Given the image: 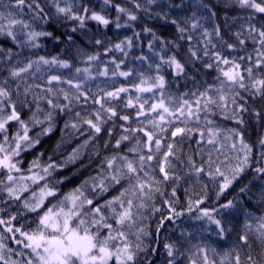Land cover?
Masks as SVG:
<instances>
[{"label": "snow or ice", "instance_id": "obj_1", "mask_svg": "<svg viewBox=\"0 0 264 264\" xmlns=\"http://www.w3.org/2000/svg\"><path fill=\"white\" fill-rule=\"evenodd\" d=\"M103 3L109 5L111 0ZM131 3L136 9H142L138 0ZM146 3L182 7L158 4V0H146ZM235 3L250 10L248 21L264 17V0H235ZM115 7L118 14L127 16L126 24L120 23L119 15L112 21L83 0H15L14 5L12 0L7 3L0 0V8L6 10L0 11V37L11 40L21 50L0 46V71H7L6 77H0V196L3 197L0 199L3 205L0 207V264H137L140 254L152 247L145 241L154 235L147 223L154 215L160 217L157 230L186 215L197 222L193 225L194 232L184 230L175 241L163 245L168 264H184L185 260L187 264H218L219 253L205 242L210 237L204 233H214L216 243L226 242L234 231L229 227L228 217L240 212L244 215L243 227L236 229V244L220 257L219 264H258L250 254L242 257L237 249L248 248L250 242L264 247V215L245 211L240 207L239 196L225 199L223 203L219 201L249 171L256 178L264 177V136L255 145L246 139V117L264 121V108L250 110L248 105L249 100L256 98L264 101V19L247 23L241 31L233 33L236 42L229 43L219 25L214 24L210 30L200 23V19H210L215 12L210 5L199 3L200 10L208 11L207 17L197 18L193 12L191 17L181 18L190 24L192 31L202 29L203 48L198 50L190 43L187 60L180 57L179 43L166 41L152 29L144 28V32L152 33L148 50L160 61L148 65L155 69V75L137 72L138 83L129 81L130 86L121 85L112 90L97 85L92 92L89 82L96 77H108V64L113 65L112 77L127 79L134 75L133 70H123L125 61L112 58L94 76L92 65L99 64L101 55L113 50L126 57L127 50L134 46L132 37L111 46L95 40L96 45L104 46V53H84L85 67H74L72 61L58 55L23 57V49L43 47L42 37L74 43L70 33L84 29L87 21L105 27L113 22L116 28L131 27L137 15L119 5ZM12 8L14 11L9 10ZM156 15L169 19L167 13ZM53 22H72L76 26L71 27L70 33L57 36L43 30ZM170 23L176 26L181 40H193L191 34L185 36L189 28L182 26L180 19H171ZM37 24L42 30L35 29ZM133 35L138 38L140 33ZM248 41L253 45L251 52L247 49ZM157 43L159 52L155 49ZM169 46L176 50L171 55H167ZM198 51H202V56ZM239 51L244 54H234ZM136 59L143 62L149 57L140 55ZM195 61L215 72L213 82L205 83L203 90L197 87L172 94L168 80L161 73L167 68L173 70L174 77H183L187 74V65ZM53 69L69 70V75L54 74ZM192 79L195 81V77ZM121 100L123 108L134 109V114H122L113 106ZM89 102L97 107L83 115L81 111H74L75 107ZM41 103L47 107L42 108ZM25 107L35 108L28 119L22 118ZM60 114L70 116L64 122L65 130L80 135L86 131L88 138L60 162L51 156L42 162L44 153L41 152L26 169L22 168V154L36 148L41 137L54 131ZM218 115L235 122L236 126H220L214 119ZM116 120L128 124L120 125L121 133L112 143L114 128L106 129L105 125ZM13 127L15 131L10 132ZM36 127L40 131L30 135ZM102 132L109 137L101 146L108 154L102 155L100 150L93 149V155L98 158L95 174L67 192L61 191V185L70 177L57 178L59 170L80 160L83 151L94 145ZM126 142L131 146L122 150ZM186 143L187 153L184 152ZM181 166L186 169L185 176L195 178L200 189L191 193L184 189L183 205L177 195L184 181L178 174ZM202 177L209 180L212 193ZM249 184L240 187L239 193L250 191ZM110 192L116 194L104 199ZM213 195L218 207L207 203ZM261 203L264 204V184ZM10 208L15 211L9 212ZM30 215L34 219L28 220ZM21 219L25 223H20ZM193 240L197 243L193 244ZM182 244L187 247L182 249Z\"/></svg>", "mask_w": 264, "mask_h": 264}, {"label": "trees", "instance_id": "obj_2", "mask_svg": "<svg viewBox=\"0 0 264 264\" xmlns=\"http://www.w3.org/2000/svg\"><path fill=\"white\" fill-rule=\"evenodd\" d=\"M84 4L90 6L93 10L97 12H101V14L105 15L112 21H115L117 16L119 15L120 23L126 24L127 16L124 14H118L116 11V5L129 9L134 14L137 15V20L132 22V26L116 28L115 23L109 24L107 27L103 25H98L95 21H87L86 27L84 29H80L75 33H70L71 27H74L72 22H53L49 25H45L43 30L52 31L55 35L61 36L64 33H70L74 37V43L66 44L62 42V40H53L52 38H44L40 39V43L43 45L40 49H23V57L28 58H36V55H43L46 57L59 56L61 59H67L72 61L74 67H85L83 63L84 53L92 54L95 52L104 53V46H111L114 43H118L120 40L125 37H132L134 46L131 50L128 51V55L125 57L123 53L113 50L111 53L102 54L100 57V63L96 65H92V72L95 76L97 71L102 70L104 66V62L109 61L112 58H115L117 61L123 59L125 61L124 65H122L123 70L132 69L134 75L129 78L124 77H112L111 71L113 69V65L108 64L109 68V76L108 77H96L92 81L89 82V87L92 92L96 91L97 85L100 88H107V90H112L115 87H119L121 85L130 86L129 81L132 83H138L139 77L135 75L137 72H143L145 75H155V69L149 68V63H159V59L153 53L148 50V42L152 38L151 32H144V28L152 29L157 36L163 38L166 41H176L181 45V48L178 50L180 53V57L184 60L190 58V54L188 53V45L191 43L195 45V47L199 50L203 48V44L201 42L202 38L200 33L202 29H196L192 31L190 29V24H186L182 17H191L193 12L197 13V18L199 17H207L209 15L207 10H200L198 8L199 3L208 4L211 6L213 12H215V16L210 19H200V23L211 30L214 24L219 25L221 29V34L224 39L229 43H235V37L233 33L236 31H241L244 26H246L249 22H255L256 19H264V17H256L253 21H248L247 17L250 14V10L241 8L239 4L235 3V0H158V4L164 5H182V7H159L158 5H148L146 0H138V2L142 5L143 8H148L149 11H143L142 9H136L131 0H111V4L104 5L103 0H83ZM14 5V3H13ZM14 11V8L9 9ZM0 11H6L5 9L0 8ZM27 11V9H25ZM45 11H48L46 8ZM156 13H167L169 19H161ZM51 15V12H49ZM28 19L27 16L17 17ZM171 19H180L181 25L189 28V32L185 33V36L191 34L193 36L192 41H188L187 39L181 40L179 38V34L176 31V26L170 23ZM259 26V25H257ZM35 29L37 31L42 30L40 25H35ZM140 33V36L137 38L133 34ZM243 38V37H242ZM23 39V37H21ZM103 41L104 46L96 45L94 43L95 40ZM0 46H4L5 48H12L14 51H21L17 46L13 44L11 40H8L4 37H0ZM211 47V46H209ZM252 43L251 41L247 42V49L249 52L252 51ZM155 49L159 52V44L155 45ZM176 51L169 46V51L167 55H171L172 52ZM228 52H232L233 50L228 49ZM198 54L202 56V51H198ZM234 54L243 55V51L236 52ZM145 55L148 56L149 59L147 61H140L136 59L137 56ZM206 61L207 57H203ZM54 74L69 75V70H61L60 72H56L53 69ZM161 74L165 75L166 79L169 82V91L172 94L183 93L189 90H194L199 87L203 90L202 86L205 83H212L213 76L215 72L212 70H206L202 67L200 61H195L194 63L187 65V74L183 77H174V73L172 69H165ZM7 71H0V77H6ZM192 77H195V81H193ZM32 81H29L31 83ZM39 83L40 81H36ZM11 83V82H10ZM14 86V85H13ZM66 87V86H65ZM133 96L136 93L133 91ZM148 96L150 94H144ZM31 100V97H29ZM63 101H61L62 103ZM248 105L250 110L255 108L257 110H261L264 108V101L256 98L255 100H249ZM120 111L122 114H134V109H124L123 108V100L113 105ZM42 108H46L47 106L44 103H41ZM95 105H92L91 102L86 105L77 106L74 108V111H81L82 115L88 111H91ZM35 111V108L29 109V107H25L22 110V118L28 119L32 112ZM70 119V116H66L64 114H60L57 119L56 126L54 131L44 137H41V143L36 146V148L22 154L21 159L23 161L21 167L26 169L31 161L41 152L44 153L42 158V162H46L49 156L56 162H60L64 160L73 149L77 148L80 144L84 142L88 138V133L85 131L84 135H80L78 133H72L70 130L64 129L65 120ZM217 123L224 127H235V122L225 120L219 115L214 117ZM248 126L246 132V139L249 143L256 144L257 140L264 136V121H258L254 117L248 116ZM121 124L127 125L128 122L123 121H109L108 124L105 125V128H114L112 133V143L115 142V138L118 137L121 133ZM135 123L133 122V125ZM40 128L36 127L30 133V135H35V133L39 132ZM11 132V131H10ZM109 137L106 132H102L99 138L95 141L94 145H89L86 148L81 156V159L78 160L75 164H68L67 167L61 168L57 173V178H62L64 176L70 177L68 181H65L64 184L61 185V191L67 192L73 187L77 186L83 179H85L89 175H94L98 158L93 155V149L100 150L102 155L108 154L101 149L103 143L108 140ZM134 142V141H133ZM60 145L57 148V145ZM131 145L127 142L122 146V150H126L127 147ZM194 148L195 145L192 144ZM258 152V147H257ZM189 151V146L186 143L184 145V152L187 153ZM186 169L181 166L179 170V175L184 177V181L181 182L180 187L177 190V195L180 197L181 205L185 202V192L184 189H189L190 193L193 191H199V186L195 180V178H190L185 176ZM204 183L209 184V192L212 193L213 189L209 180L206 177L201 178ZM251 181V184H249ZM245 184H249L250 191H247L243 194L239 193V188L244 186ZM262 184H264V177L256 178L254 174L249 171L244 178L238 182L232 189L226 193L225 197H222L219 203H223L225 199H232L233 197L239 196L241 201L240 207H242L245 211L253 213V215L259 216L264 215V204L261 203V193H262ZM171 191V187L167 188V192ZM166 192V194H167ZM115 192H110L105 194L104 199L110 198L111 195H115ZM27 195V194H26ZM209 206H217L218 203L215 201L214 195L210 197L207 202ZM157 206H159V197H157ZM179 210V207H178ZM28 220L34 219V216H28ZM231 221L229 227L234 228L231 236L228 237L226 242L216 243V236L214 233L205 232V236H209L210 239L205 241L206 243H210L212 247L217 249L219 255L216 257L218 264L221 256L224 255L225 252L229 251L232 247L235 246L237 240L236 229H242L244 222L243 212H240L235 217H228ZM159 215H154L147 222L150 229L153 231L154 235L149 237L145 243L152 245L148 249L147 252H142L138 257L137 264H147V262H151V264H168V257L166 255L165 249L163 245L165 243H169L175 241L177 237L180 236L181 232L184 230L194 232L195 229L193 225L197 222L191 220L187 215L181 217L180 219L173 220L172 222L165 223V226L159 230L156 229V224L159 222ZM24 219H21L20 222H24ZM155 242V243H154ZM193 244L197 243V240L192 241ZM182 249L187 247L186 245H181ZM155 248V251H153ZM240 251L242 257L245 253L250 254L254 260L258 262V264H264V247L260 246L258 242H250L248 248L237 249ZM184 264H187V261H184Z\"/></svg>", "mask_w": 264, "mask_h": 264}, {"label": "rangeland", "instance_id": "obj_3", "mask_svg": "<svg viewBox=\"0 0 264 264\" xmlns=\"http://www.w3.org/2000/svg\"><path fill=\"white\" fill-rule=\"evenodd\" d=\"M10 131L11 132H14L15 131V127H13L12 129H10ZM0 199H3V197L0 196ZM0 207H3V205H0ZM13 211H15V208H10L9 209V212H13ZM20 223H25V221L24 222H20ZM11 246L15 247V245H11Z\"/></svg>", "mask_w": 264, "mask_h": 264}]
</instances>
